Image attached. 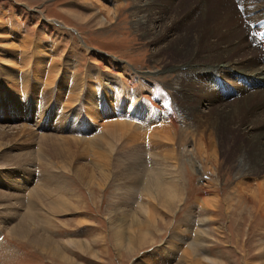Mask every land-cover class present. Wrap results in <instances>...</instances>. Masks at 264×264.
I'll return each instance as SVG.
<instances>
[{"label": "rangeland", "instance_id": "rangeland-1", "mask_svg": "<svg viewBox=\"0 0 264 264\" xmlns=\"http://www.w3.org/2000/svg\"><path fill=\"white\" fill-rule=\"evenodd\" d=\"M122 3L120 17L99 29L92 17L105 14L87 0H0V264H264V223L240 209L233 194L243 181L231 161L234 151L227 152L229 157L220 160L211 176L208 165L193 154L192 143L180 148L183 192L173 205H164L142 192L144 180L130 167L129 154L138 148L151 165L145 154L149 132L143 131L133 145L117 143L110 157L103 145H90L114 122L116 115L101 111V104L105 98L114 101L116 94L93 96L92 111L85 96L70 103L72 75L84 81L91 96L96 86L106 92L118 80L105 74L107 58L148 81L151 77L165 84L171 79L149 61L154 48L134 29L133 1ZM83 44L91 54L82 50ZM53 47L50 56L45 50L51 53ZM143 83L146 88L148 82ZM233 99L239 100L235 91L226 101ZM116 105L110 107L114 112ZM201 105L207 107L205 101ZM217 174L219 205L205 211L201 201L209 193L202 187ZM53 176L61 193L46 184L53 183ZM36 188L42 190L34 202L39 219L30 228L59 245L64 260L12 235L28 211L29 192ZM62 196L66 208L53 207ZM200 228L204 242L192 249Z\"/></svg>", "mask_w": 264, "mask_h": 264}, {"label": "bare ground", "instance_id": "bare-ground-1", "mask_svg": "<svg viewBox=\"0 0 264 264\" xmlns=\"http://www.w3.org/2000/svg\"><path fill=\"white\" fill-rule=\"evenodd\" d=\"M87 1L92 5L98 4L105 14V17L99 14L92 17L99 29H106L121 15L123 0ZM132 1L134 8L130 16L134 29L154 48L149 61L160 66L162 73L169 72L171 79L165 84L151 77L148 81L143 74L107 58L104 72L117 76L114 83L118 88L113 85L105 92L99 90L98 85L95 95L91 96L85 91L87 85L84 81L72 75L68 88L70 103L75 99L80 102L85 96L88 100L86 106L92 111L94 97L99 99L102 93L116 94L114 101L105 98L101 104V111H111L116 115L114 122L101 135L91 139L90 145H103L110 157L117 143L125 141L133 145L139 141L143 131L149 132L145 154L150 156L151 165L148 167L149 163L146 162L147 165L142 160L143 153L138 148L129 154L130 167L137 171V177L141 176V181L144 180L142 192L164 205H173L183 192L180 148L192 143L193 154L201 165H208L211 176L217 173L220 160L229 157L227 152L230 150L231 154L234 151L231 161L235 162L234 167L243 180L233 188L234 197L239 200L240 209L246 208L250 218L258 217L264 223V0ZM70 14L76 19H85L79 14ZM82 48L87 54L92 53L85 44ZM45 51L53 56L55 47L51 53ZM143 81L148 82L146 88ZM234 91L239 100L227 102L226 97L230 98ZM201 101L207 103L206 108H202ZM111 104H117L115 112L110 109ZM159 121L163 123L159 124L160 127ZM77 122L81 123L78 119ZM229 161L230 158L225 159V163ZM108 165L106 162L104 167ZM218 179L217 174L212 183L205 184V189L202 187L203 192L209 193V198L201 201V208L205 211L218 208ZM51 181L46 183L49 189V185H53V192L63 190L54 176L53 183ZM41 191L36 188L29 192L28 211L11 229L12 235L27 238L33 245L63 259L59 245L33 234L30 228L36 226L39 219L34 212V202ZM63 196L56 204L52 203L53 207L66 208L62 203ZM203 232V229H197L190 248L202 246ZM80 243L69 244L79 248Z\"/></svg>", "mask_w": 264, "mask_h": 264}]
</instances>
